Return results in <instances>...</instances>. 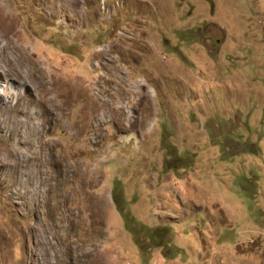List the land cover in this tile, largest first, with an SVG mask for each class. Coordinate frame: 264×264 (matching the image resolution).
Instances as JSON below:
<instances>
[{
    "label": "rangeland",
    "instance_id": "rangeland-1",
    "mask_svg": "<svg viewBox=\"0 0 264 264\" xmlns=\"http://www.w3.org/2000/svg\"><path fill=\"white\" fill-rule=\"evenodd\" d=\"M0 264H264V0H0Z\"/></svg>",
    "mask_w": 264,
    "mask_h": 264
}]
</instances>
